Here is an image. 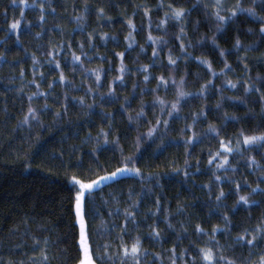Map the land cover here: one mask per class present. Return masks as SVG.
I'll return each instance as SVG.
<instances>
[{
	"label": "trees",
	"instance_id": "16d2710c",
	"mask_svg": "<svg viewBox=\"0 0 264 264\" xmlns=\"http://www.w3.org/2000/svg\"><path fill=\"white\" fill-rule=\"evenodd\" d=\"M160 2L87 0L85 10V0H50V4H45V21L41 26L39 3L35 7H24L21 17L19 0H0V53H3L0 56V259L5 264L9 260L30 264V257H39L45 237L49 239L51 264H77L78 228L74 227L75 216L67 199L69 185L64 169L69 166L74 169L78 163L84 168H95L97 162L92 153L96 149L95 156L99 157V165L104 169L99 174L103 175L121 166V147L124 156L135 155L141 175L126 173L97 190L96 207L100 214L91 219L95 244L103 245L112 240L119 232V227L113 225L123 223L124 208L136 201L138 208L131 209L135 212L136 225L128 222L129 232L125 239L130 243L131 237L141 238L142 247L148 253L142 258L143 264H153L155 257L151 253L173 246L177 253L187 250L185 260L189 264L194 256L199 264L197 246H214L209 243L213 226H218L215 240L224 246L225 255L237 258V264H241L250 251L252 261L258 260L264 252V239H258L256 247L236 242L245 228L251 239L252 229L264 215V167L249 168L247 159L254 156L264 166V146H242L241 152L229 154V163L221 169L208 163L210 152L219 148L220 139L234 138L241 129L248 135L264 132L260 103V94H264V34L259 33L260 22L241 13L217 31L216 21L210 15L212 9L204 7L209 0L199 3L197 0H175V6L187 9V15L182 22L170 19L164 28H159V20L167 11L166 7H157ZM162 2L166 6L173 0ZM26 4L33 5V0H26ZM138 4H147L153 9L150 25L143 15L144 9L136 7ZM250 4L251 0H245V7ZM101 7L105 10L104 16L98 19L96 10ZM81 14L85 17L82 25L75 20ZM129 18L136 25L133 30L135 43L130 47L125 40L130 31L126 23ZM15 19L21 20L20 27L9 30V24ZM181 23L187 33L182 39L191 42L185 51L179 47L181 40L176 39ZM93 29L90 47L88 33ZM149 32L162 37V42L153 45L152 41H147ZM101 34H105L103 39ZM213 36L216 44L212 43ZM237 38L241 42L239 46L235 43ZM61 42L65 46L57 59L61 60L66 76L64 84L59 82V70L47 63L45 55L50 44ZM69 43L71 49L67 47ZM81 44L86 55H81ZM154 46L158 56H153ZM220 49L225 50L224 57L219 55ZM72 52L81 55L83 67L72 61ZM117 52L124 53L122 81L114 80L121 75ZM33 54L40 61L39 65H33ZM169 55L176 59L175 65L168 63ZM238 57H243L244 61ZM202 59L211 62L213 72L201 63ZM225 61L230 68L224 67ZM144 65L149 68L148 81H144ZM85 68L89 71L85 72ZM97 68L100 69L101 86L97 85L91 71ZM21 69L24 70L23 80L20 79ZM33 72L40 84L39 90L28 83L33 79ZM40 73L44 75L41 77ZM161 75L166 79L171 75L176 81L183 77L184 90L190 93L181 99L179 110L171 116L168 109L175 97V86L171 82L158 85L156 77ZM209 79L213 84L201 95L199 89ZM228 80L239 81L238 87L230 88ZM245 81L253 85L249 93L244 92ZM50 82L52 88L48 87ZM110 82H113V93L108 91ZM90 87L91 93L88 92ZM37 91L44 95L33 97L31 106L39 122L21 125L29 106L28 95ZM157 96L168 101L163 112L155 100ZM80 98L84 99L83 105ZM142 105L144 116L137 119ZM65 107L67 114L54 119L55 112ZM201 109L203 116L199 114ZM129 116L133 117L131 121ZM157 117L169 123L167 127L163 123L156 126L157 130L149 137L148 129L155 125ZM110 124L109 143L104 144L103 136L97 139L98 132L100 128L107 130ZM210 124L216 127L219 135L209 130ZM187 125H191V130ZM193 133L196 134L193 142L186 144L185 140ZM117 136L119 145L112 143ZM137 136L139 151L134 144ZM186 149L188 156H185ZM29 163L31 166L26 167ZM213 172L221 177L220 182L215 180ZM237 183L241 185L238 194L235 191ZM205 184L209 187H204ZM221 189L225 196L217 201L216 195ZM113 195L120 201V216L107 214L115 207L111 200ZM238 195L247 196L250 203H237ZM157 199L160 200L159 208ZM225 214L230 224H225ZM25 220L27 224L23 223ZM197 224L208 235L197 233ZM153 227L161 233L158 239L151 237ZM34 238L40 239L41 248L33 250ZM178 264L184 262L178 261Z\"/></svg>",
	"mask_w": 264,
	"mask_h": 264
},
{
	"label": "snow or ice",
	"instance_id": "6c2138e0",
	"mask_svg": "<svg viewBox=\"0 0 264 264\" xmlns=\"http://www.w3.org/2000/svg\"><path fill=\"white\" fill-rule=\"evenodd\" d=\"M200 0H197V3H199ZM39 3V11L40 16L39 20L41 22V26H43V22L45 21V4H50V0H33V5H27L26 0H19V4L21 5V17H23L24 7H35L36 4ZM137 8H143L144 9V17L148 20L149 25L151 24V12L153 11L152 8H150L147 4H138L136 5ZM159 8H167V11L164 12V18L159 20L158 27L164 28L168 20H176L178 22H182L187 15V9L184 7H177L175 6V0H173L172 3H168L166 6L163 4L162 0L157 5ZM205 9H208L209 7L212 9L210 12V15L215 19L216 21V30L221 31L226 22L233 20V18L237 17L238 14L241 13H247L249 16H252L254 19H257L260 22L259 27V33L264 34V0H251V4L247 7H245V0H209V3H206L204 5ZM257 8H259V12L257 11ZM85 10H87V0H85ZM97 17L98 19L103 18L104 16V8H98L97 10ZM52 12H55V9H52ZM223 13V14H222ZM209 14V13H206ZM75 20L78 24L83 23L85 20V17L83 14L78 15L75 17ZM128 28L130 31L125 36V40L129 42V47L132 43H135V39L133 36V30H135L136 25L133 23V20L131 18L127 19L126 21ZM21 25L20 19H15L9 24V30H17ZM249 32L252 31L251 28L248 29ZM95 32V29H93V32L88 33V43L89 46H92V40H93V33ZM37 36L40 35V33L36 34ZM105 34H101V39L104 38ZM187 33L185 32V28L183 26V23L180 24L179 33L176 35L177 40H181V43L179 45L181 51L186 50V45L191 46L190 41H184L182 37H186ZM19 35H17V41L19 42ZM203 39V37H201ZM147 41H152L153 45H156L157 43L162 42V37H155L149 32V34L146 37ZM212 43L216 44L215 37H212ZM236 45H240L239 38L235 41ZM64 43L61 42L59 45L57 44H50L49 50L45 53L47 59V63L49 65L54 64L55 69L59 70V82L61 84H64L66 81V76L64 75V72L61 69V60L57 59V56L61 55V49L64 48ZM68 49H71V44H67ZM83 44L80 45L81 48V55H86V53L83 52ZM217 47H219L217 45ZM143 50V48H141ZM3 53H0V56H2ZM81 55H77L75 52H72V61L79 62L81 67H83V61L81 60ZM159 52L157 48L153 47V56H158ZM219 55L221 57H224L225 50L220 49ZM116 56L120 58V66H119V72L121 75L116 76L114 80L116 81H122L123 80V73L125 72V65L123 63V52H117ZM197 59H200L199 57ZM238 59L243 62V57H238ZM32 63L33 65H39L40 61L38 60L37 56L35 54L32 55ZM168 63L175 65L176 59L173 58L172 55L168 56ZM201 63L208 66L209 72H213L211 62L207 59H202ZM225 68H230L231 66L225 61L224 64ZM247 64H245V69L247 70ZM144 75V81L149 80V68L147 65H144L142 67ZM85 72H88V69H84ZM92 74L95 76V80L98 86H101V75H100V69H93L91 70ZM221 73H223V69H221ZM215 74V73H213ZM44 73H40V76L42 77ZM20 79H24V70L21 69L20 71ZM158 85H168L169 82H171L172 85L175 86V97L173 101L171 102L170 109H168V115L171 116L173 112L179 110V104L182 98L187 97L190 95V93L186 92L184 90L185 87V80L183 77L179 81H176L175 79H172L171 75L166 79L163 75L156 77ZM28 83L34 84L36 88L40 89V84L37 83L36 80V73L33 72V79L29 81ZM112 83H109L108 91L109 93H113L114 89L112 87ZM213 84V81L211 79L207 80L205 84L201 85L199 92L202 95L206 88H208L210 85ZM239 84V81H232L228 80L227 85L230 88H237ZM49 88L53 87V83L50 82L48 84ZM135 87V85H134ZM253 89V85L247 81L244 82V92L249 93ZM20 91H23V88L20 89ZM93 89L90 87L88 88V92L91 93ZM153 92L156 91V89H152ZM255 91L257 93H260V89L256 88ZM37 95H44L43 92L37 91L32 92L28 95V101L29 106L27 108V111L25 112L23 119L20 121L21 125H29L31 121H37L39 122V116L36 112V110L31 106V101L33 97ZM229 99H233L232 97H229ZM128 98L125 97V101L127 102ZM156 102L161 106V112L165 111V105L168 103L166 99H162L159 96L155 98ZM79 102L81 105L84 104V99L80 98ZM260 103H261V112L264 113V94H260ZM91 107V105H89ZM123 107V105H121ZM45 110H47V105H45ZM67 114V108H63V111L58 109L54 114V119L61 118L62 115ZM201 116L204 115L203 109L200 110L199 113ZM195 113H193V118L195 119ZM144 116L143 111V105L141 107V111L137 113V119ZM128 119L131 121L133 117L129 116ZM235 119V117H234ZM163 123L166 127L169 123L168 120L162 119L161 117L156 118L155 125L150 127L148 129L147 135L150 137L153 135V133L157 130L156 126ZM41 127H43V124L41 123ZM189 130H191V125L186 126ZM185 129H181L180 131L183 132ZM209 130L211 132H217L216 127L214 125H209ZM111 132V124L109 125V128L106 130L105 128H100L98 132L97 139L99 136L104 137V144H108L109 140L108 137ZM89 138H91V134L89 133ZM195 133H193L192 136H189L186 140V144H191L193 142V139L195 137ZM217 135L219 133L217 132ZM234 140V142H233ZM112 143H115L119 145V138L114 137ZM219 148L215 152H210L208 163L216 164L217 169L224 168L225 165L229 163V154L233 152H241L242 146L245 148L247 146L260 144L264 146V132H259L248 135L245 134V131L243 129L239 130L235 137H230L229 139H220L219 140ZM134 144L136 147V150L139 151V136L134 140ZM222 150V151H221ZM96 149H93V156L96 159V167L93 168L92 166H89L87 168H84L82 163H78L76 167L73 169L71 166L64 169V175L66 178V181L69 185V195L67 197L73 212L75 216L74 220V227L78 228V238L75 241L76 247H77V257L76 261L77 264H105V261L108 262V264H117V261L119 264H143V257L148 255L146 250L142 247L141 238L139 236L131 237L130 243L128 240L125 239V236L128 235L129 229H128V222L131 221L133 226L136 225V216L135 212L131 209L138 208V204L136 201H132L131 205L129 207L124 208L123 210V223L119 225H113V227H119V232L116 233V235L110 240L109 242L104 243L103 245L95 244L92 239V227H91V219H95L96 216H98L99 210L96 207V192L97 190H102L103 187L107 186L109 183L116 181V179L126 173H133L137 176L141 175V169L136 166L138 161L135 160V155H129L124 156L123 155V148H120L121 153V159L119 161L121 166L114 167V170L106 171L105 174L101 175L99 172L104 171L103 167L99 165V157L95 156ZM190 155L187 152V149L185 150V156ZM62 157V153H61ZM80 158H78L79 160ZM248 167L249 168H261L264 167L260 165L254 156H249L248 158ZM219 160V163H216V161ZM185 165L187 166L188 160L185 159L184 161ZM31 164H26V167H30ZM63 166V162H62ZM174 171H179V169H174ZM185 175H188V173H185ZM213 175L215 176V180L217 182L221 181V177L218 175H215V172H213ZM95 178H92V177ZM244 183H247V181H244ZM204 187H209L208 184H205ZM240 183L236 184L235 191L238 194L240 190ZM257 189H252L253 192H255ZM225 192L223 189L219 191V193L216 195V200L220 201L222 198H224ZM105 204L108 203L107 200H104L101 198ZM129 199H131V190H129ZM111 200L115 204L114 208H110L108 211L109 216H120V201L116 196H111ZM243 202V204L247 205L250 203L249 199L245 195H238V201L237 203ZM156 206L157 208L160 207V200H156ZM155 215V212L152 213ZM165 220H167V216H165ZM223 220L225 224H230L231 221L227 214L223 216ZM23 223L27 224V220L23 221ZM103 221H101V225H103ZM169 228L172 227L171 224L168 225ZM218 230V226H213L211 229L212 235L209 238V243L214 244V246H204L199 247L198 249V258H199V264H237V258L236 257H229L225 255V248L223 245H220L218 241L215 240V233ZM228 230L227 228L225 229ZM195 231L197 233H203L205 235H208L207 232L199 225H196ZM252 235L251 239H248L249 230L248 228H245L243 230V234L238 235L236 238V242H245L250 247H256V241L258 239H264V215H262L259 219V222L257 225L252 229ZM161 233L155 228H152L151 231V237L154 239H158L160 237ZM36 248H41V241L38 238H34L33 242V250ZM102 249V250H101ZM49 250V239L45 237L43 239V247L41 248L39 257H30V264H51L50 256L48 255ZM187 250H181L179 253H177L176 247L173 246L170 249H165L162 252H155L151 253L155 257V261L153 264H165V258L167 260V264H178V261L184 262V264H189L188 261L185 260V253ZM252 255L253 253L250 251L247 258H245L241 264H264V252H262L259 255L258 260L252 261ZM0 264H5V262L0 259ZM7 264H17L15 261H7ZM19 264H24L23 261H20ZM190 264H197V257H191Z\"/></svg>",
	"mask_w": 264,
	"mask_h": 264
}]
</instances>
